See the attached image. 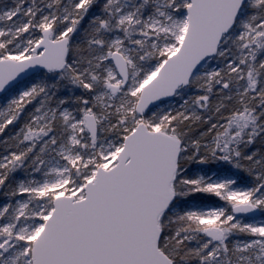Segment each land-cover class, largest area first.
<instances>
[{"label":"snow or ice","instance_id":"6c2138e0","mask_svg":"<svg viewBox=\"0 0 264 264\" xmlns=\"http://www.w3.org/2000/svg\"><path fill=\"white\" fill-rule=\"evenodd\" d=\"M0 264H264V0H0Z\"/></svg>","mask_w":264,"mask_h":264}]
</instances>
